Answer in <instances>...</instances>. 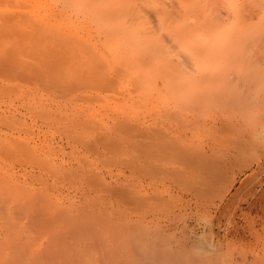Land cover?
Returning <instances> with one entry per match:
<instances>
[{"label": "rangeland", "instance_id": "1", "mask_svg": "<svg viewBox=\"0 0 264 264\" xmlns=\"http://www.w3.org/2000/svg\"><path fill=\"white\" fill-rule=\"evenodd\" d=\"M6 1L4 2L7 4L3 2L4 5L0 2V6L3 5L0 7V34H3L0 36V185H3L0 190L3 191L6 189L4 187L14 184L12 189L16 187L20 189L18 191L26 192L29 197L30 194L34 197L40 195L43 201L39 197L38 199L43 202L42 204L44 201H47V204L53 202V205L49 206L50 209L55 207V210L63 211L68 219L65 217L66 219H62V222H69V224L73 222V226H80L77 227L82 231L79 235L78 230L76 229L77 233L75 231V226H71L72 228L67 232L60 233L62 240L65 238V241H68L64 249L70 246L71 250L69 247L68 250L72 254L73 250L76 252L75 256L71 253V256L67 255L70 256V264L79 263L76 258L80 257L84 261L82 263L79 260L81 264L85 262L88 264H264V154H262L264 153L262 152L264 151V144H262L264 139L260 138V142L257 140L261 144L254 143L252 150L242 154L243 158L240 155L237 160L230 161V167L228 164L225 166L226 170L224 168L225 172L223 171L222 174L224 180L221 179L217 187L202 189L203 184L199 182L200 177L209 170L212 157H216L215 153L222 151L221 153L231 154L227 138H229L228 134L233 131L226 129L225 122H242L243 117L246 116V120L249 119L250 123L251 120L255 122L264 119L262 116L264 113V55L262 54L264 53H261L264 51L262 48L264 40L254 37V40L241 41L242 43L237 41L239 45L234 42L243 49L236 44L233 45V42L230 43L232 49L229 48L228 43L226 46L223 45L224 43H218L217 46L222 44L223 48H220L225 52L228 50L227 54L214 52L216 55L213 53L211 55L215 56H213L214 59L216 56L220 57L219 59L222 57V64L225 63L223 67L227 66L224 68L225 71L221 70V61L218 58L215 63L209 64L214 60L206 57V66L213 64L211 68L206 67V70L210 68L206 81L204 79L194 80L196 73L193 74L194 70L191 72L189 65L196 62L195 60L202 55L195 57L196 59L189 57L186 59L187 55L184 53L190 56L191 47L202 45V43L194 42L188 36L183 38H186L187 42L190 39L192 44L191 42L190 44L184 43L183 38L180 37L182 41H179L178 36L173 34L172 40L169 39L172 36L168 39L172 42L174 39V43L178 42L179 45L176 46L179 47L174 49L172 46L175 44L166 43L168 40L164 42L163 40L167 37H163L160 31L166 29L163 35L171 33L170 28L167 27V25L171 26L169 22L159 23L152 20L146 25L144 19H139V25L138 19L137 21H125V19L121 21L120 19L123 24L132 22L131 25L128 24L129 27L134 25L137 29L125 28H129L132 33L136 29L135 37L140 35L138 37L140 38L143 35L145 38L141 37L143 39L140 41H146L152 35L153 39L150 37L151 40L146 41L147 44L139 42L138 45L136 43L134 45L131 41L138 42L135 40L138 38L134 37L135 33L132 34L121 28L123 24L119 27V18L118 21L117 18L115 20L119 29L129 32L130 36L133 35L135 39L127 38L129 42H126L123 37V40L120 34L122 31L118 30L117 26L115 28L120 32H115L116 29L111 31L116 24L112 25L111 17L110 19L108 16L102 18L104 15L89 8L82 9L83 11L75 10V8L69 10L62 4L56 3V0ZM22 1L25 7L29 6L24 8ZM14 4L16 6L13 7ZM38 9L41 10V16ZM25 10L29 13H25ZM84 11H87L88 15H83V18L81 14ZM20 15H24L25 20L29 15L27 20L29 19L30 23L27 22L29 24L27 27L25 22L21 21L24 19ZM57 15L63 16L60 18ZM91 15L90 20H92L90 21ZM78 16L81 18H77ZM153 21L156 26L150 25ZM13 22L16 25H13ZM96 22L99 23L96 25ZM99 24L105 26H102L105 28L102 29L103 33H101L102 27L98 26ZM157 25L159 28H156ZM149 26L155 27L156 30L159 29L157 32L154 30L157 34L160 31L159 37L152 29L145 32L147 27L150 29ZM174 28L172 27V30ZM107 29L111 32L109 30L107 32ZM141 30L147 35L140 33ZM19 31L23 36L26 34L28 37L25 35L21 38ZM23 32L26 33L23 34ZM104 32L110 34L105 35ZM8 33L9 35L14 33V35L9 36ZM112 35L115 36L111 37ZM126 36L128 37L129 34ZM62 37L67 39L64 40ZM158 38L176 51L169 52L168 49L171 48L160 44ZM56 39L66 45L69 40L71 43L73 41V46L71 50L63 44V48L68 51L64 56L66 59L61 61L55 57L56 60L61 61L55 65L52 59L55 55L47 57V54L59 50L57 55L63 56L60 51L62 44L59 46ZM79 39L80 42L77 44L81 45L82 41L85 45L87 42V56H89L88 51L94 49L95 51L90 55L101 56L99 52L101 51L103 57L97 55H94L96 56L94 58L92 56L93 59H89L90 56L82 57L86 55L84 53L86 50L83 51L86 46L79 48L78 45L77 47L75 41ZM30 40H33L32 43ZM154 40H158L157 46ZM34 41L37 42L36 45H33ZM117 41L123 42L124 48L121 49L122 44L120 43L119 46ZM149 41H153L155 48L160 47L167 52L164 53L160 49L158 53L156 52L158 58L155 52L151 53L155 49ZM124 42L134 48L136 45L137 47L145 45L148 49H143L145 53L142 51L141 56L139 52L145 46L142 48L139 46L141 49L137 53L140 57H137L134 48L131 49ZM71 43L68 48L71 47ZM244 43L248 44L244 45ZM55 44H58L57 48L54 47ZM90 44H94L91 46L92 49L89 48ZM105 44L109 45L110 49ZM100 45L102 48L104 46L103 50H100L102 49ZM125 45L131 50L127 49L128 47L125 48ZM162 45H165V48ZM259 45L262 47L260 48ZM81 47L84 49L81 50ZM179 49L183 51L185 49L184 52L182 50L180 52L186 55L185 60H190L189 65L182 61L184 60L183 54L179 52L180 59L183 58L181 60L179 55L177 56ZM239 49L248 52L250 56ZM260 49L262 50L259 51ZM133 50L135 55L131 54L134 53ZM80 51L83 52L80 53ZM115 51L117 53L119 51L120 56ZM127 51L129 54L126 53ZM146 51L151 53H149L151 60L150 57H146L148 56ZM258 52L261 53L260 56L257 55ZM33 53L34 56L37 55V59L30 58ZM109 53L112 61L107 55ZM159 53L167 57L171 55V58L176 55L175 57L179 59L176 62L182 61V63L179 62L180 66H178L177 63L167 60L165 56L160 58ZM240 54L241 56L245 54L244 57L248 56L246 63H244L245 60L242 61L244 57ZM74 55H79L80 58ZM125 55H129L127 57L129 59L126 58L129 60V67L134 62V68L127 67L128 61L125 65H121L120 61H125ZM69 56L72 57L68 58L67 62ZM121 57L124 58L123 61ZM142 57L148 59L149 62ZM42 58H45L44 63L38 60ZM104 58L105 61H103ZM139 58L140 60L137 61ZM230 58L232 61L226 62ZM47 59L52 61H48L50 68L46 66ZM86 59H89L90 66L87 65ZM94 59H99L102 65L103 62L107 63V67L103 65L106 68L98 69L97 67V72L94 69L91 71ZM160 59L176 64L180 67L181 73L176 71L178 68L174 69L175 72L167 67L171 70L167 69L162 71L164 74H160L159 69L158 71L156 68L152 70L155 65H146L153 60L156 64L158 63L157 65L165 66L164 60L159 61ZM142 60L146 64L140 62ZM25 61L28 62L25 63ZM95 61V64H98V61ZM216 62L219 63L218 67ZM2 63L9 65L5 66ZM19 63L20 66H18ZM142 63L145 65L143 66ZM166 63L168 66V62ZM99 64L97 66H100ZM3 65L6 68H3ZM23 65L28 67L24 72ZM52 65L59 69L55 70ZM157 65L155 67L159 68ZM183 66L184 68L187 66L190 72H186L189 71L188 68L182 69ZM219 70L222 72L220 73ZM214 72L218 73L217 77L214 76ZM25 73L28 74L24 75ZM186 73L193 77H189ZM182 75H185L184 78ZM210 75L212 76L209 77ZM21 76L27 77L22 78ZM96 78L97 80H94ZM185 80L186 82L189 80L190 83L181 86V82ZM203 80L206 86L201 85ZM193 84L198 85L194 88ZM218 90L217 95L209 96L213 94L212 91ZM261 99L262 102H259ZM250 123L243 122L244 126L247 124V128ZM150 143H152L151 146ZM233 162H236L235 166ZM241 163L242 166L245 163L243 167L239 165ZM231 165L232 169H230ZM191 190H195L191 195L184 193L191 192ZM40 192L46 197H41ZM13 194L15 193L12 191L9 195ZM19 195L20 192L13 196L25 202L24 197L26 196L22 194L19 197ZM34 197L35 200L36 197ZM31 213L30 215L33 214ZM25 219L29 218L23 217V220ZM47 225L52 227L50 224ZM28 226L25 225L27 230L24 232H29L33 237L36 236V238L29 237L33 238L32 240L36 239L35 244L49 240L47 236L42 237L41 234L31 232L32 227L30 226L29 229ZM66 254H69L68 251Z\"/></svg>", "mask_w": 264, "mask_h": 264}, {"label": "bare ground", "instance_id": "2", "mask_svg": "<svg viewBox=\"0 0 264 264\" xmlns=\"http://www.w3.org/2000/svg\"><path fill=\"white\" fill-rule=\"evenodd\" d=\"M4 1H6V0H3V1H1L0 0V2H2V4L4 5ZM16 1V0H15ZM35 2H37V0H34ZM48 1V0H47ZM4 2V3H3ZM7 3H8V1H6ZM27 2V1H26ZM7 3H5V4H7ZM19 3H20V1H19ZM21 3H23V1L21 2ZM56 3H60V4H62V6L64 7V8H67V9H69L70 10V8H75V10H82V9H86V8H89V9H91V10H94V11H96V12H99V13H101L102 14V18H105V16H108V18L110 19V17H111V20H113V23H112V21L110 22V23H112V25H114L117 21H118V18H119V22H118V24H119V27H121L122 26V24H123V22H121L122 20L124 21V19H125V21H130V20H135V21H137V19H138V21L137 22H139L140 20L139 19H144L143 21H145L144 22V24H146L147 25V23H150L152 20H155L156 22H159V23H168L169 22V25H171V26H168L167 24V27L168 28H170V32L171 33H169L168 31H166V32H168V34H169V36H167L168 34L166 33H164V35H163V32L166 30H160V31H162L161 33H162V36L163 37H167V39H165V38H163V39H165V40H163L164 42L166 41V40H168V41H166V43L168 42V44H170V42H171V45L173 44H175V46H172V47H174V49H176L175 47H177L176 45H179L178 44V42H176V43H174V39H173V42L172 41H170L169 39H171L172 40V38H173V34H175L176 36H178V38H179V41H182V40H184V43L186 42V43H189V42H191V44H192V41H194V42H200V43H202V45H200V44H198V45H193L192 47H191V51H190V56H188V54L187 53H184V54H186L187 55V58L185 57L186 55H184L183 54V52L185 51V49H184V51L182 50V49H179V51L177 50V52L179 53L181 50L183 51V52H180L181 53V55L183 54L184 55V60H182V61H185V62H187V64L189 65V63H190V60H185V58L186 59H189V58H191V59H194L195 57L197 58L199 55H202V56H200L199 58H198V60H195L196 62H192L193 64L191 65L192 66V68H191V66L189 65V68H190V70H191V72L193 71V74H195V77H194V80L195 79H198V80H201V79H207L206 77H207V73H209V69L212 67V65H208V67L210 66V68L208 69V70H206V60H207V58L206 57H209V58H211V59H213L214 61H212V62H208L209 64H211V63H215V60L218 58H220V57H217L216 56V58L214 59L213 58V56L214 55H216V54H214V52L215 53H217V52H222V53H226L227 54V52H228V50H226V52H225V50L224 49H222L223 47H222V44L221 45H219V46H217V44L218 43H224L223 45L224 46H226V43H228L229 44V48H233V47H231V45L233 44H238V42L237 41H240V43H242L243 41H245V40H249V39H253L254 40V37H256V38H258L259 40H264V0H56ZM17 4V3H16ZM52 4V3H51ZM0 5H1V3H0ZM2 5V6H3ZM2 6H0V7H2ZM14 6H16L15 4L13 5V7ZM18 6H19V4L17 5V8H18ZM21 6V5H20ZM29 5H27V7H28ZM46 6V5H45ZM23 7L24 8H27V7H25L24 6V3H23ZM31 7V6H30ZM29 7V8H30ZM53 7V6H52ZM32 9L34 8L33 6L31 7ZM30 8V9H31ZM15 9V8H14ZM21 9H23V8H21ZM34 9H36V8H34ZM42 10H44V9H42ZM56 10V9H55ZM58 10V9H57ZM68 10V11H69ZM33 11V10H32ZM38 11H39V9H38ZM41 11V10H40ZM40 11H39V15L41 16V14H40ZM47 11V10H46ZM83 11V10H82ZM5 12V11H4ZM8 12H10V11H8ZM16 12V11H15ZM25 13L26 12H28V11H24ZM35 12H36V10H35ZM70 12V11H69ZM17 13H18V11H17ZM16 13V14H17ZM29 13V12H28ZM32 13V12H31ZM24 14V13H23ZM46 14V13H45ZM81 14V13H80ZM88 15L87 14V11L85 12L84 11V13L83 14H81V17H83L84 18V16L83 15ZM91 13H89V15H90ZM19 15V14H18ZM17 15V16H18ZM13 16V15H12ZM15 14H14V18H15ZM21 16V15H20ZM23 16L24 15H22L21 16V18L22 19H24V21L23 20H21L22 22H25V25H26V27H27V25H29V24H27V22L28 23H30L28 20H27V17L29 18V15L28 16H26V20H25V18H23ZM38 16V15H37ZM53 16H56V15H53ZM58 16V15H57ZM63 16V15H62ZM62 16H58V17H62ZM69 16V15H68ZM71 16V15H70ZM69 16V17H70ZM2 17V16H1ZM6 17H8V16H6ZM80 16H78L77 18H79ZM80 17V18H81ZM86 17V16H85ZM89 17V16H88ZM88 17H87V19H88ZM92 17V15L89 17V20H90V18ZM8 18H10V16L8 17ZM12 18V17H11ZM39 18V17H38ZM53 18V17H52ZM66 18V17H65ZM93 18L94 19H96L94 16H93ZM107 18V17H106ZM113 18V19H112ZM116 18H117V21L115 22V20H116ZM56 19V18H55ZM120 19H121V21H120ZM19 20V19H18ZM19 20V21H20ZM72 20V19H71ZM92 20V19H91ZM90 20V21H91ZM106 20H108V19H106ZM1 21V20H0ZM11 21V20H10ZM9 21V22H10ZM13 21V20H12ZM77 21V20H76ZM89 21V22H90ZM94 21H96V20H94ZM97 21H98V19H97ZM17 22V21H16ZM21 22V23H22ZM31 22H32V20H31ZM81 22H82V20H81ZM93 22V21H92ZM141 22H142V20H141ZM2 23V22H1ZM8 23V22H7ZM14 23V22H13ZM12 23V24H13ZM85 23V22H84ZM83 23V24H84ZM99 23V22H98ZM97 22L95 23L96 25L98 24ZM101 24H102V21L100 22ZM132 23V22H131ZM131 23L130 22H128V24L129 25H131ZM3 24V23H2ZM12 24H11V26H12ZM91 24V23H90ZM101 24H99L98 26H100V27H102V26H104V25H102L101 26ZM117 23L114 25V27L111 29V31H115L114 29H118V30H121V28H123V29H126V31L128 30L129 31V28H132V29H134V28H136V27H134V25L132 26V27H129V25L127 24V22L126 23H124V24H126L127 26H125L124 24H123V26L119 29V27L117 26L118 25ZM139 25H140V22L138 23ZM174 24V25H173ZM13 25H16L15 23L13 24ZM24 25V24H23ZM150 25H154V21L152 22V24H150ZM160 25V24H159ZM10 26V25H9ZM18 26V25H17ZM58 26V25H57ZM109 26V25H108ZM111 26V25H110ZM109 26V27H110ZM115 26H117L116 28H115ZM154 26H156V25H154ZM158 26V25H157ZM174 26L176 27V28H174ZM25 27V28H26ZM94 28H95V25L93 26ZM105 27V26H104ZM109 27H106V28H109ZM125 27H129V28H125ZM150 27V26H149ZM161 28H162V25L160 26ZM172 27L174 28V30H176V32H174V30H172ZM18 28H20V27H18ZM28 28H30V27H28ZM96 28H99V27H96ZM155 27H150V29H148V27H147V31H145V32H149L151 29L153 30V32H154V30H156V29H154ZM156 28H159V26L158 27H156ZM57 29H59V28H57ZM102 29L104 30L105 28H101V31H102ZM116 29V31L115 32H120V31H118ZM137 29V28H136ZM136 29L135 30H133V31H135V32H133V33H135L134 34V37H135V35L137 34L136 33ZM141 29H142V27H141ZM20 30H22V29H20ZM32 30V29H31ZM99 31H100V29H98ZM109 29H107V32H109L108 31ZM139 30V29H138ZM137 30V31H138ZM144 30V29H143ZM143 30H141V32L140 33H145V32H142ZM149 30V31H148ZM159 29H157L155 32H157ZM60 31V30H59ZM98 31V32H99ZM110 31V32H111ZM122 31V30H121ZM126 31H124V32H126ZM160 31L158 32V34L160 33ZM17 31H15L14 33H15V35H17V33H16ZM32 32V31H31ZM93 32V31H92ZM107 32H104V34L105 35H108V34H110V33H107ZM123 32V31H122ZM120 33L121 34V37L123 38H125L126 39V42L128 41L129 42V40H127V38H130L131 39V37L133 36H130L131 34L130 33H132V32H126V34H129V36L127 37L126 36V34L125 35H123L124 34V32L123 33ZM154 32V33H155ZM14 33H13V35H14ZM19 33H20V31H19ZM24 33H26V32H23V34ZM28 33V32H27ZM101 33H103V31L101 32ZM100 33V34H101ZM113 34H114V32H112ZM132 33V34H133ZM139 33V34H140ZM154 33H152V34H154ZM21 34V38H23L26 34H24V36L22 35V32L20 33ZM19 34V35H20ZM31 34V33H30ZM29 34V35H30ZM54 34H56V33H54ZM58 34V33H57ZM65 34V33H64ZM94 34V33H93ZM103 34V35H104ZM146 34V33H145ZM157 33H155V35H158ZM1 35H3V34H0V36ZM8 35H9V33H8ZM10 35H12V34H10ZM9 35V36H10ZM12 35V36H13ZM18 35V36H19ZM102 35V36H103ZM119 35V34H118ZM147 35V34H146ZM148 35H149V33H148ZM161 35V34H160ZM27 36V35H26ZM59 36V35H58ZM63 36V35H62ZM110 36V35H109ZM113 36H115V35H112L111 37H113ZM126 36V37H125ZM140 36V35H139ZM139 36H137V37H135V38H138ZM170 36H172L171 38H169ZM186 36H188V37H190L191 39H192V41H190V39H189V42H187L186 41V38L184 39L183 37H186ZM28 37V36H27ZM67 37V36H66ZM97 37V36H96ZM107 37V36H106ZM111 37H110V39H111ZM141 37H144L143 35L141 36ZM141 37L140 38H138V40L137 39H135V38H133V39H135L136 41H138V42H132L131 40V43H139V42H142V44H143V42L144 43H146L147 44V42L146 41H148V40H151L150 39V37L152 38V35L150 36V37H148L149 39H146V41H140V40H142L141 39ZM157 37V36H156ZM158 37H159V35H158ZM180 37H181V39H180ZM68 38V37H67ZM66 38V39H67ZM95 38V37H94ZM109 38V37H108ZM117 38V37H116ZM124 38H123V40H124ZM145 38V37H144ZM147 38V37H146ZM154 38H155V36H154ZM161 38V37H160ZM169 38V39H168ZM175 38V37H174ZM29 39V38H28ZM51 39V38H50ZM50 39H49V41H50ZM62 39H64L63 37H62ZM66 39H64V40H66ZM70 39V38H69ZM85 39V38H84ZM118 39V38H117ZM153 39V38H152ZM157 39V38H156ZM155 39V40H156ZM159 39V38H158ZM176 39V38H175ZM188 39V38H187ZM52 40V39H51ZM57 40V42H59V46H60V44H62L61 42H60V40L59 39H56ZM59 40V41H58ZM71 40V39H70ZM70 40H69V43H68V45H66V43H63L64 44V46H67V49H71L72 48V46H73V41H72V43L70 42ZM87 40H89V39H87ZM97 40V39H96ZM154 40V41H155ZM160 40V39H159ZM258 40V41H259ZM31 41V40H30ZM33 41V40H32ZM32 41H31V43H32ZM36 41V40H35ZM35 41H34V43H35ZM38 41V40H37ZM48 41V42H49ZM62 41V40H61ZM68 41V40H67ZM105 41H107V40H105ZM111 41H112V39H111ZM163 41H159L160 42V44L162 43V44H165L166 45V43H163ZM242 41V42H241ZM250 41V40H249ZM257 41V40H256ZM76 42V44H77V42L79 43L80 42V39L79 40H76L75 41ZM91 42V41H90ZM97 42H98V40H97ZM108 42V41H107ZM117 42H119L118 44H119V46H120V43L122 44L121 46L122 47H120L121 49L122 48H124V46H123V42H120V41H117ZM116 42V43H117ZM126 42H124L125 44H126ZM149 42H153V41H149ZM158 42V40L157 41H155L154 43L156 44ZM158 42V43H159ZM233 42V43H232ZM234 42H236V43H234ZM246 42V41H245ZM33 43V45H36L37 44V42L34 44ZM54 43H56L55 42V40H54ZM70 43L72 44L71 45V47H69L68 48V46L70 45ZM87 43V42H86ZM86 43H85V45H84V43L81 41V45L80 44H77V47H78V45H79V48H80V46H86V48L84 49V47L81 49V50H83V51H85L86 49H87V45H86ZM89 43V42H88ZM93 43V42H92ZM104 43V42H103ZM150 43V44H151ZM230 43H232V44H230ZM63 44L61 45V47H62V50H60L62 53H63V56L61 55V56H59V55H57V54H59L58 53V51H55V53H53V52H50L51 54H47V57H48V55H49V57H51L52 55H55V56H52L53 58V63L56 65L57 64V62L58 63H60L61 61H65L64 59H66V57H64L65 56V54L66 53H68V51L67 50H65L63 47ZM108 44V43H107ZM107 44H105L106 45V47H108L109 45H107ZM130 44V43H129ZM132 44V45H133ZM155 44H153L152 43V46L153 45H155ZM159 44V45H160ZM190 44V43H189ZM188 44V45H189ZM197 44V43H196ZM236 44V45H237ZM245 44H248V43H244V45ZM255 44H257V43H255ZM262 44H264V41H262ZM58 45V44H57ZM56 44H55V48H57L56 46H57ZM92 45H94V44H92ZM91 44H90V47L89 48H91V46H92ZM97 45H98V43H97ZM114 45V44H113ZM112 45V46H113ZM126 45H128V43L126 44ZM125 45V46H126ZM135 45V44H134ZM138 45V44H137ZM137 45H136V48H134V46L132 47L131 45H128V46H130L131 47V49L132 48H134V50L136 51V53L137 52H139L138 50H140L142 47H144V46H142V45H139V46H141V48H139V46L137 47ZM164 45V46H165ZM182 45V44H181ZM180 45V46H181ZM239 45V44H238ZM237 45V46H238ZM250 45V44H249ZM261 45V44H260ZM260 45H259V47H260ZM76 46V45H75ZM89 46V45H88ZM118 46V47H119ZM128 46H126L125 48H127ZM148 46V45H147ZM151 46V45H150ZM151 46V48L153 49V47H154V49L155 50H157V48H159L158 49V51H151V53L152 54H154V52H155V56H157L158 54V52H159V50L160 49H162L161 51H163L164 49L163 48H160V47H156L155 48V46H157V44L155 45V46H153L152 47ZM163 46V45H162ZM161 46V47H162ZM163 46V47H164ZM191 46V45H190ZM213 46H215V47H213ZM100 47H101V45H100ZM115 47H117V45H115ZM117 47V48H118ZM130 47H128L127 49H129V50H131L130 49ZM166 47H168V48H171V46H167L166 45ZM179 47V46H178ZM177 47V48H178ZM220 47H222V48H220ZM239 47V46H238ZM254 47H255V45H254ZM262 47V46H261ZM260 47V48H261ZM88 48V49H89ZM95 48H97L96 46H95ZM102 48V47H101ZM103 48H104V46H103ZM103 48L102 49H100V50H103ZM109 48V47H108ZM138 48V49H137ZM145 48H146V50L148 49L146 46L144 47V48H142L141 50H140V54H141V52L143 51L144 52V50H145ZM165 48V47H164ZM227 49H229L228 47H226ZM225 48V49H226ZM239 48H242V47H239ZM262 48H264V47H262ZM32 49L33 48H31V52H33L32 51ZM64 49V50H63ZM73 49H74V47H73ZM92 49V48H91ZM91 49H89V50H91ZM110 49V48H109ZM113 49H114V46H113ZM112 49V52L115 50H113ZM137 49V50H136ZM144 49V50H143ZM167 49V48H166ZM243 49V48H242ZM242 49H239L240 51L242 50ZM247 49V48H246ZM245 48H244V50H246ZM36 50V49H35ZM53 50V49H52ZM55 50H57V49H55ZM72 50V49H71ZM71 50H70V52H71ZM75 50H76V48H75ZM117 50V49H116ZM128 50V51H129ZM133 50V51H134ZM168 50H170L169 52H172L171 50H173L172 48L171 49H168ZM244 50H242V51H244ZM250 50V49H249ZM262 49H260L259 51H261ZM54 51V50H53ZM66 51V52H65ZM77 51V50H76ZM83 51H80V53L81 52H83ZM95 50L93 49V51H88V55L91 57V58H89V59H93L94 57H96V56H94V55H97L98 56V54H94V55H90L92 52H94ZM119 51H121V50H119ZM119 51H118V53H117V51H115L118 55L120 54L119 53ZM128 51L126 52L127 54H129L128 53ZM132 51V52H133ZM135 51H134V53H131L132 55H135L136 53H135ZM173 51H176V50H173ZM187 51V50H186ZM233 51V53H234V49L232 50ZM232 51H231V53H232ZM239 51V52H240ZM246 51H248V50H246ZM246 51H244L243 53H245ZM251 52H252V50H250ZM30 52V53H31ZM36 52V51H35ZM34 52V53H35ZM47 52V51H46ZM46 52H45V54H46ZM60 52V53H61ZM72 52H74V51H72ZM78 52V51H77ZM97 52V51H96ZM100 52V55L101 56H98V57H103L102 56V54H101V51H99ZM110 52V51H109ZM121 52H123V50L121 51ZM142 52V53H143ZM147 52V51H146ZM157 52V53H156ZM164 52V51H163ZM167 52V51H166ZM166 52H164V53H166ZM168 52V54H170ZM230 52V51H229ZM34 53H33V57L31 56H28V57H30V58H34V59H37L36 58V56L37 55H35L34 56ZM53 53V54H52ZM85 54L87 53V50L84 52ZM98 53V52H97ZM104 53H107V52H104ZM114 53V52H113ZM145 53V52H144ZM149 53L150 52H147V54H148V56H146L145 54V56L146 57H150V55H149ZM150 53V54H151ZM173 53V52H172ZM171 53V54H172ZM177 53V56L179 55V59H180V53L178 54ZM214 54L213 56L211 55V54ZM237 53V52H236ZM235 53V55L237 56V54ZM241 53V52H240ZM243 53H241V54H243ZM261 53H264V51H261ZM260 53V54H261ZM75 54H78V53H75ZM83 54V53H82ZM115 54V53H114ZM126 54V55H127ZM140 54L138 55V53H137V57H140ZM230 54V53H229ZM239 54V53H238ZM241 54H240V56H241ZM245 54H248V52H246ZM244 54V55H245ZM251 54V53H250ZM252 54H254V53H252ZM251 54V55H252ZM260 54H259V52L257 53V55H259L260 56ZM81 55V54H80ZM110 58H109V60L111 59V56H110V53L109 54H107ZM111 55H112V53H111ZM125 55V61H123L124 60V58L122 59V57H121V59H122V61L123 62H121L120 60V63H122L121 65L123 66V64L125 65L126 64V62H127V67H129V65H128V63H129V60H126V58L129 56H126ZM218 55V54H217ZM244 55H242L241 57H244ZM249 55V54H248ZM262 55H264V54H262ZM79 57L80 58V56L79 55H74V57ZM82 56V55H81ZM89 56H87V54L85 55V56H82V57H89ZM92 56H93V58H92ZM120 56V55H119ZM118 56V57H119ZM124 56V55H123ZM141 56H142V54H141ZM159 56H160V58H161V56H162V58H164V56H165V58L167 57L166 55H160V53H159ZM171 55H168V57H167V60H170V61H173V63H177V65L178 66H180V64H178L179 62L180 63H182V61H178V62H176V60H179V59H177L175 56H174V54H173V58H171L170 57ZM211 56V57H210ZM219 56H222L221 54H219ZM229 57H232L233 56V54H232V56H230V55H228ZM228 56H226V57H228ZM250 56V55H249ZM255 56V55H254ZM55 57H57V59H59V60H61V61H59V60H56V58ZM62 57V58H61ZM72 56H69V57H67V62H68V58L70 59ZM81 57V58H82ZM105 57V56H104ZM131 57V56H130ZM133 57V56H132ZM158 57V56H157ZM156 57V58H157ZM170 57V58H169ZM181 57H183V56H181ZM189 57V58H188ZM215 57V56H214ZM228 57V58H229ZM235 57V56H234ZM233 57V58H234ZM247 55H246V57H244V59L242 60V58H241V60L244 62V60H245V62L244 63H246V61H247ZM258 57V56H257ZM29 58V59H30ZM54 58H55V61H54ZM135 57H133V59H134ZM143 58V57H142ZM159 58V57H158ZM195 58V59H196ZM223 58H225L224 56H223ZM236 58H238V57H236ZM246 58V59H245ZM6 59V58H5ZM43 59H45V58H42V59H38V60H41L42 62L44 61ZM83 59V58H82ZM89 59L87 60L86 59V61H87V65L89 64ZM102 59V58H101ZM113 59H114V56H113ZM127 59H129V58H127ZM136 59V58H135ZM143 59H145V61L147 62H149V60L148 59H146V58H143ZM150 60H151V57L149 58ZM174 59V60H173ZM181 59H183V58H181ZM180 59V60H181ZM199 59H200V61H199ZM231 59V60H230ZM230 59H225L226 60V62L228 61H232V58H230ZM249 59H250V57H249ZM7 61H9L8 59H6ZM95 60H97L98 62V64L100 63L99 61V59H94V60H92L93 62H92V65H91V71H93V69L97 72V70L98 69H104V68H106L107 66H106V64H104L105 62H103V65L104 66H106V67H104L101 63L99 64L100 66H97L98 64H95ZM108 60V61H109ZM116 60H118L117 58H116ZM131 60H132V58H131ZM140 60V58L137 60V61H139ZM155 60V59H154ZM162 60H164V63L166 64L164 67H165V70H164V67L163 66H161L160 64L159 65H157L156 64V62L155 61H153L154 63H152V61H150V63L149 64H146V62L145 61H140V62H145V64L146 65H148V66H152V65H157L159 68H157V67H152V70H154L153 68H156L157 69V71H158V69L160 70V74H162L164 71H166L168 68L167 67H170V68H172V71H175L174 69H177L178 68V70H176V71H178V73L180 72L179 71V69H180V67H178V66H176V64H173L172 62H170V61H167L166 60V62H168V66H167V63L165 62V59H162ZM161 59L159 60V61H162ZM209 60V59H208ZM220 61L222 60V57H221V59H219ZM235 60V59H234ZM238 60V59H237ZM236 60V61H237ZM240 60V59H239ZM7 61H5V62H7ZM46 61V60H45ZM48 61H51L50 59H47V67H48ZM103 61H105V58L103 59ZM111 61H112V59H111ZM111 61H109V62H111ZM156 61H157V59H156ZM192 61H194V60H192ZM223 61V60H222ZM222 61H221V65L220 66H222V69L221 70H224V68L225 67H227L226 65H225V67H223V65L225 64L224 62H223V64H222ZM241 61V62H242ZM3 62H4V60H3ZM24 61L22 60V64H24L23 63ZM28 61H25V63H27ZM52 62V61H51ZM50 62V63H51ZM102 62V61H101ZM107 62V61H106ZM114 62V61H113ZM132 62H133V60H132ZM132 62H131V65H132ZM218 62V61H217ZM216 62V64H217V67H218V65H219V63H217ZM240 62V63H241ZM248 62H249V60H248ZM41 63V62H40ZM44 63V62H43ZM49 63V64H50ZM90 63H91V61H90ZM138 63V62H137ZM137 63H136V66H137ZM142 63V64H143ZM152 63V64H151ZM163 63V64H164ZM171 63V64H170ZM230 63V62H229ZM233 63V62H232ZM2 64H4V63H2ZM8 64V63H7ZM6 63L4 64L5 66L7 65ZM21 64V65H22ZM118 64V63H117ZM140 64V63H139ZM145 64H143V66L145 65ZM162 64V63H161ZM183 64H185L184 62H183ZM182 64V65H183ZM215 64V65H216ZM248 64V63H247ZM1 65V64H0ZM3 65V68L5 67ZM9 65V64H8ZM94 65V66H93ZM111 65H113V64H111ZM110 65V66H111ZM130 65V66H131ZM133 65H134V62H133ZM133 65L131 66V67H129V69H131L132 67H133ZM171 65V66H170ZM181 65V66H182ZM186 65V64H185ZM184 65V66H185ZM18 66H20V63L18 64ZM26 66L27 65H25V67H24V65H23V72H24V70L25 69H27L26 68ZM57 66H59V64L57 65ZM88 66H90V64L88 65ZM87 66V68H90V67H88ZM96 66V67H95ZM140 66V65H139ZM160 66L162 67L161 69H160ZM173 66H176V67H173ZM184 66H183V68L182 69H184V70H186V68H188L187 66L184 68ZM229 66V65H228ZM231 66V65H230ZM22 67V66H21ZM54 67V69L55 70H58L57 69V67L55 68V66L54 65H52V68ZM97 67H99L98 69H97ZM113 67V66H112ZM117 67V66H116ZM126 67V66H125ZM141 67V66H140ZM207 67V68H208ZM216 67V68H217ZM6 68V67H5ZM19 68V67H18ZM48 68H50V65H49V67ZM134 68V67H133ZM149 68H151V67H149ZM189 68L187 69V70H189ZM86 69V68H85ZM112 69V68H111ZM114 69H115V67H114ZM117 69V68H116ZM128 69V68H127ZM137 69V68H136ZM181 69V71H183ZM218 69V68H217ZM227 69H229V68H227ZM226 69V70H227ZM21 70V69H20ZM113 70V69H112ZM168 70H171V69H168ZM190 70L189 71H186L187 73L188 72H190ZM19 71V70H18ZM32 71V70H31ZM134 71V70H133ZM140 70H138V72H139ZM163 71V72H162ZM175 71V72H176ZM196 71V72H195ZM212 71V70H211ZM218 71V70H217ZM225 71V70H224ZM22 74H23V72L22 71H20ZM30 72V71H29ZM156 72V71H155ZM171 72V71H170ZM169 72V73H170ZM183 72H185V71H183ZM182 72V74H184ZM213 72V71H212ZM219 72L221 73L222 71H220L219 70ZM31 73V72H30ZM136 73V72H135ZM181 73V72H180ZM186 73V74H187ZM22 74H20L19 73V75H22ZM28 73H25L24 75H27ZM137 74V73H136ZM140 74V73H139ZM157 74V73H156ZM164 74V73H163ZM211 74V73H210ZM213 74V73H212ZM216 74H218L217 72H216ZM215 74V72H214V76H216L217 77V75ZM187 75H189V74H187ZM29 76V75H28ZM132 76V75H131ZM139 76V75H138ZM183 76V75H182ZM185 76V75H184ZM184 76L182 77V78H184ZM212 75H210L209 77H211ZM22 77V76H21ZM25 77H27V76H25ZM24 76L22 77V78H25ZM189 77H193V75H189ZM208 77V78H209ZM216 77H214V78H216ZM181 78V77H180ZM186 78V77H185ZM188 79V78H187ZM190 79V78H189ZM193 78H191L190 80H192ZM235 79V78H234ZM243 80H244V78H242ZM94 80H97V78L96 79H94ZM108 80V79H107ZM183 80V79H182ZM193 80V81H194ZM204 80H203V82H201V85L202 86H206V84L204 85ZM111 81V80H110ZM109 80H108V82H110ZM202 81V80H201ZM206 81V80H205ZM208 81V80H207ZM183 82V83H182ZM181 82V86H182V84H184V85H188L189 83H190V81L188 80V82H186V80H185V82L184 81H182ZM196 82H197V80H196ZM110 83H112V81L110 82ZM178 83L180 84V82L178 81ZM192 83H194V82H192ZM206 83V82H205ZM207 83H209V82H207ZM211 83V82H210ZM212 83H213V81H212ZM198 84H200V83H198ZM197 84V85H198ZM191 85V84H190ZM189 85V86H190ZM194 85V84H193ZM196 84L193 86L194 88H195V86H197ZM201 85H199L200 87H201ZM192 86V85H191ZM192 87V88H193ZM193 88V89H194ZM213 92V94H210L209 96H215V95H217V93H219V90L218 91H212ZM215 98V97H214ZM234 99V98H233ZM231 101H233V100H231ZM230 101V102H231ZM259 102H262V99L261 100H259ZM227 104H228V102H227ZM259 105V104H258ZM250 106V105H249ZM262 116H264V113H262ZM241 117H243V116H241ZM244 118V121H242V119ZM242 119H241V121L242 122H239V121H233V122H225L224 124H225V127H226V129H228V130H230V131H233L231 134H228V137L229 138H227V140H228V142L230 143V147H231V149H230V152L229 153H231V154H227V153H221L222 151H220V153L219 152H217V153H215V155L214 156H216V157H212V162H210V167H209V170L206 172V174L205 175H202L201 177H200V179H199V182H200V184H203V186H202V189H204V187H206V189H211V188H215V187H217V185H218V183H219V181L221 180V179H223L222 178V174L225 172L224 171V168H225V166L228 164L229 165V167H230V161H235V160H237V157L239 158V156L241 155V157L243 158V156L244 155H242V154H245L247 151L249 152V150H252V148H253V145H254V143H257V144H261V143H259L260 142V138L261 139H264V119H260V120H257V121H252L251 120V123L249 122V119H247L246 120V118H247V116L246 117H243ZM246 120V121H245ZM243 122L245 123V122H248V123H250V124H248V128H247V124H245V126H244V124H243ZM149 130V129H148ZM151 132V131H150ZM152 135V134H151ZM150 136V135H149ZM152 137H153V135H152ZM150 138V137H149ZM259 142H258V141ZM151 142V141H150ZM262 142V141H261ZM151 144L152 143H150V146H151ZM257 144H255V146H257ZM262 144H264V143H262ZM150 146H149V148H150ZM158 145H156V147H157ZM165 146V145H164ZM166 146H167V144H166ZM262 146V145H261ZM146 147H148L147 145H146ZM159 147V146H158ZM162 146H160V148H161ZM167 147H169V146H167ZM196 148V147H195ZM259 148H261V147H259ZM155 149H157V148H155ZM159 149V148H158ZM162 149V148H161ZM226 149H227V147H226ZM163 150V149H162ZM165 150V149H164ZM187 150H189V148L187 149ZM223 150V149H222ZM232 150V151H231ZM167 151V150H166ZM191 150H189V152H190ZM195 151V150H194ZM199 151V150H198ZM224 151V150H223ZM227 151V150H226ZM262 152H264V151H262ZM197 153V152H196ZM253 153H255V152H253ZM190 154H192V152L190 153ZM190 154L188 153V155H189V157H190ZM248 154V153H247ZM246 154V155H247ZM262 154H264V153H262ZM212 155V156H213ZM249 155V154H248ZM251 156H253V155H251ZM255 156V155H254ZM235 159V160H234ZM239 160H241V159H239ZM255 160V159H254ZM256 160H258V159H256ZM244 161V160H243ZM243 161H242V163H243ZM245 161H247V160H245ZM248 162H249V160H248ZM230 163V164H229ZM234 163V162H233ZM242 163L241 164H239L240 166H242ZM235 164H236V162L234 163V166H235ZM245 164V163H244ZM244 164H243V166H244ZM233 165V164H232ZM232 165H231V168L230 169H232ZM238 166V165H237ZM242 166V167H243ZM238 168V167H237ZM225 170H226V168H225ZM224 171V172H223ZM227 174V173H226ZM228 175V174H227ZM232 175V174H231ZM225 176V175H224ZM229 177V176H228ZM227 179V178H226ZM229 179V178H228ZM224 180V179H223ZM229 181H230V179H229ZM229 181H227V182H229ZM1 184H3V183H1ZM10 184V183H9ZM4 185H5V183H4ZM6 185H7V183H6ZM12 186H8V187H4V188H6V189H4L3 191H1L0 190V264H70V246H68L69 247V249L70 250H68V247L66 248V249H64V247L66 246L65 244L68 242L67 240L65 241V238L62 240V234H60V233H62V232H67V230H69V229H71L72 227L71 226H73L72 224H74L73 222L72 223H70L69 224V222L67 223V222H62V219H66L67 217L65 216V214L63 213V211L62 210H55V207H52L51 209L49 208V206L50 205H53V202H51L52 204H47V201L45 202L44 201V204H42L43 202H41V201H43V199L42 198H40V195L39 194H36V195H39V196H35L34 197V195L32 196L31 194H30V197H29V195L27 196V193L25 192H21V191H18V190H20V189H17L16 187L15 188H13L12 189V187H14L15 185L14 184H11ZM14 185V186H13ZM1 187H3V185L1 186L0 185V189H2ZM10 189H12V190H10ZM6 190V191H5ZM4 191H5V193H4ZM9 191H11V193H9ZM12 191L15 193V194H13V195H16V194H18L19 192H20V195H19V197L23 194V195H25L26 197H24V199L26 198V199H29V200H26L25 199V202H22V200L20 201L19 199H17V196L15 197V196H13V195H9V194H12ZM194 191L195 190H191V192L190 191H186V192H184L185 194H189V195H191V194H193L194 193ZM17 192V193H16ZM188 192V193H187ZM22 193V194H21ZM34 194V193H33ZM40 194H41V192H40ZM10 196H12V198L10 197ZM31 196H32V199H33V197L35 198V200L33 199V201H31L32 199H31ZM48 196V195H47ZM18 197V198H19ZM28 197V198H27ZM38 197H39V199L41 200H39L38 199ZM41 197H46L45 196V194H44V196H43V194H41ZM37 200V201H36ZM26 201H28L27 203H28V205L26 204ZM30 201V202H29ZM35 201V203H33ZM41 203H40V202ZM36 202H37V204H36ZM31 203V204H30ZM48 208V209H47ZM35 209H36V213H35ZM32 210L34 211V212H32ZM47 210H49V211H47ZM55 210V211H54ZM47 211V212H46ZM62 211V212H61ZM33 214H32V213ZM30 213L32 214V215H30ZM35 213V214H34ZM63 215H62V214ZM32 217V219H31V217ZM64 216V217H63ZM23 217H28L29 219H25V220H23ZM63 217V218H62ZM66 217V218H65ZM217 218H219V217H217ZM68 219V218H67ZM47 224H50L52 227H50V226H48ZM78 224V223H77ZM76 224V225H77ZM25 225L26 226H28L29 227V229H30V226L32 227V229H30L31 230V232H33V233H35V234H41V236L42 237H45V236H47V238H49V240H45V241H40L38 244H35L36 242V239L35 240H32L34 237L36 238V236L34 235V237L33 236H31V234H29V232H24L25 230H27V228L25 227ZM69 225H70V228H69ZM79 225V224H78ZM75 226V225H74ZM73 226V227H74ZM77 227L79 228L80 226H75V231H76V233H77V230H78V235H79V232H80V234H81V232L82 231H80L79 229H77ZM83 228V227H82ZM77 229V230H76ZM85 229H87V228H85ZM20 230H22V231H20ZM33 230V231H32ZM74 230V229H73ZM82 230V229H81ZM72 231V230H71ZM74 232V231H73ZM72 232V233H73ZM27 234V235H26ZM23 235H25V237H22ZM29 235V236H28ZM59 235V236H58ZM33 237V238H29V237ZM38 236V235H37ZM57 236V237H56ZM61 237V238H60ZM54 240V241H53ZM35 242V243H34ZM69 244V243H68ZM72 248V247H71ZM72 249H74V248H72ZM78 250V249H77ZM82 250V249H81ZM68 251V253L69 254H66V252ZM79 251V250H78ZM72 252H74L72 255H74L76 252L73 250ZM85 252V251H84ZM67 255H70V256H67ZM75 256V255H74ZM79 256V252L77 253V257ZM80 256H81V252H80ZM98 257V256H97ZM74 259H75V257H74ZM77 260H78V262L81 264V262L80 261H82V258L80 257L79 259L78 258H76ZM75 259V260H76ZM76 260V261H77ZM80 260V261H79ZM104 260V259H103ZM102 260V261H103ZM93 262V261H92ZM95 262V261H94ZM109 261H107V263H108ZM79 263H77V262H75V264H79ZM82 263H84V261H82ZM112 263V262H111ZM85 264H88V263H86L85 262ZM89 264H91V263H89ZM106 264V263H105ZM108 264H110V263H108Z\"/></svg>", "mask_w": 264, "mask_h": 264}]
</instances>
